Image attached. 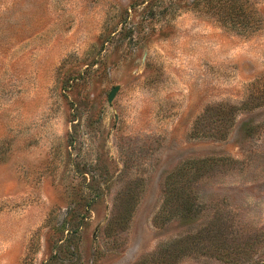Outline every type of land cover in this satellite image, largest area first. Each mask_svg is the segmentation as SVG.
<instances>
[{
	"label": "rangeland",
	"instance_id": "1",
	"mask_svg": "<svg viewBox=\"0 0 264 264\" xmlns=\"http://www.w3.org/2000/svg\"><path fill=\"white\" fill-rule=\"evenodd\" d=\"M0 264H264V0H0Z\"/></svg>",
	"mask_w": 264,
	"mask_h": 264
},
{
	"label": "trees",
	"instance_id": "2",
	"mask_svg": "<svg viewBox=\"0 0 264 264\" xmlns=\"http://www.w3.org/2000/svg\"><path fill=\"white\" fill-rule=\"evenodd\" d=\"M66 78L67 79H65V82H63L64 84L62 85L63 86L62 88L64 90H66V88H69L72 85L73 81H75V79H76V77L74 75H69ZM181 173L184 174V172H178L177 174H175L174 180H175V178H182Z\"/></svg>",
	"mask_w": 264,
	"mask_h": 264
},
{
	"label": "water",
	"instance_id": "3",
	"mask_svg": "<svg viewBox=\"0 0 264 264\" xmlns=\"http://www.w3.org/2000/svg\"><path fill=\"white\" fill-rule=\"evenodd\" d=\"M118 85H115L112 87L111 91L108 94V102H110L112 100V98L114 97L116 91L118 90Z\"/></svg>",
	"mask_w": 264,
	"mask_h": 264
}]
</instances>
